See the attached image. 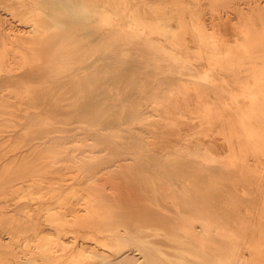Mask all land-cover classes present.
Segmentation results:
<instances>
[{
  "label": "bare ground",
  "instance_id": "6f19581e",
  "mask_svg": "<svg viewBox=\"0 0 264 264\" xmlns=\"http://www.w3.org/2000/svg\"><path fill=\"white\" fill-rule=\"evenodd\" d=\"M228 10L238 24L223 31ZM206 13L224 35L208 34ZM223 95L235 122L210 108L214 99L202 104L223 135L221 150L212 149L216 137L199 136L191 148V98ZM262 112L264 0H0V137L22 129L0 141V159L27 146L0 164V264L260 259L264 234L245 230L248 259L229 258L241 238L223 230L205 200H192L199 195L191 166L222 172L250 160L237 171L260 174L263 193ZM68 171L80 175L68 192L49 194L56 202L9 208L34 187L45 198L59 186L52 179Z\"/></svg>",
  "mask_w": 264,
  "mask_h": 264
},
{
  "label": "rangeland",
  "instance_id": "374dc122",
  "mask_svg": "<svg viewBox=\"0 0 264 264\" xmlns=\"http://www.w3.org/2000/svg\"><path fill=\"white\" fill-rule=\"evenodd\" d=\"M240 3L241 2H239L238 4H240ZM247 5H248V2L244 5V7H247ZM224 13L227 14L226 15L227 18L225 17L227 20H229V21L233 20V21L223 22V20H222L224 18L223 17L221 19L222 21H220L221 25H222L220 27H221V29L223 28V31L228 29L229 23L230 24L232 22L234 23L235 19L237 18V17H235V15H233L234 13L230 12L229 10L227 12H222L221 14H223V16H225ZM205 16L207 18L206 19L207 23L205 22L206 27H207L206 31L209 30V32L208 31L207 32L210 36L219 38V33L221 35V33L223 31L221 29L218 30V28H217V30H218L217 31L213 27V26L216 27L218 25H216V23H215L216 20L212 19L213 17L210 16V14L206 13ZM6 17L7 16H4V15L1 16V18H6ZM208 20H209V22H208ZM213 21H214V23H213ZM237 21H238V19L236 20L235 23L238 24ZM220 22H219V24H220ZM222 22L226 24V25L224 24L226 27L223 25ZM233 23L231 25L233 27H235L237 24L234 25ZM211 24L213 26H211ZM214 29H215V31L218 32V34H217V32L211 33L212 30H214ZM214 33H216V34H214ZM212 34H214V35H212ZM224 34L225 33L223 32V35ZM217 35H218V37H217ZM226 37L227 36H225V38ZM202 98L201 99L204 101H202V102L198 101L201 104L200 109L196 105L198 103L197 99L195 97L191 98V103L193 102V104H194L193 108L191 107V112L196 114L197 109L199 111H201V113L197 112L198 115L192 114V116H191V117L196 116L193 119L191 118V122H192L191 126L195 125L194 128H196V126H198L196 128L197 132L193 128L195 130V132H194V130L191 127V130L193 131V133H191V139L195 138V139H193V142L191 141L193 143V144L191 143V148H193L194 145L197 143V141L200 138L199 136H201V138H205V140L206 139L211 140V142H212V140H214L213 138L216 137L217 140H214V142H213L214 143L213 146L215 148L212 147V149L214 151L215 150L218 151V150H221V147L219 148V146L222 143H224L223 137H222L223 135H221L220 133H217V130L214 126L216 120H214V118H212V117L210 119V115L205 114V108L203 107L202 104L207 103L208 101H209V103H211L210 100L214 99L215 102H213V103H216V104L214 106H210V108H215V107L219 108L222 111L224 118H227L229 120V122H232V121L235 122L238 118V114L236 112V108H234L231 105V98L228 96H225V95L217 96V97H206L205 96ZM238 99L241 100V102H242V100L247 99V97H239ZM195 106H196V108H195ZM202 107H203V109H202ZM193 109L195 112L192 111ZM262 113L263 114L260 113V116H261V119H264V112H262ZM202 115H203V117H202ZM198 116H199V118L200 117L201 118L199 119ZM207 117H208V119H207ZM196 118H198V119H196ZM193 120H195V121H193ZM197 120L200 122H198ZM205 120H206V122H205ZM202 121L205 123L203 124ZM208 121L209 122L211 121V123H209ZM211 124H213V128L210 127V126H212ZM204 125H209V126L207 127ZM259 126L261 127V129H264V124H260ZM202 127L205 131L202 129ZM204 127L208 128V129H205ZM213 129H215V131ZM20 131H22V129L19 128V125L16 126L14 129H7L2 133V137H0V141H3L4 139H7V141H12L15 139V135ZM202 134H205V136L202 137ZM194 140L196 142H194ZM216 143H217V145H219V144L220 145L217 146ZM222 148H223V145H222ZM26 150H27V146L22 147L20 150H17L15 152L10 151V152L6 153V155H4L0 159V164L7 162L9 159H11V157L14 154L21 156L22 154H24V152ZM246 164H247V166H246ZM251 165H252L251 161L247 160V161H245V166L242 163H238V164L234 165L235 167H237V169H236L235 167H233V165H230L228 170L225 168V169H222V172H220L219 168H217L215 166L212 167V164H210V163L207 164V166H206V168H204V170L200 169V167L198 168L195 166H191V186L197 187V189H198L197 192L199 195V197L197 196V198L192 197V200L193 199L205 200L207 203V206L209 207L208 214L212 215V218L215 221H218V219H219V222L221 223V226L225 232L235 233V235L237 237H240V238H241V236L244 235V234H242L243 230H245L246 237H249L251 235H255V233H257V232H261L262 234H264V226H263L264 225V192L263 193L261 192V190L263 191V187L261 189V184H260V180L262 177H260V174H258V173L249 177L248 174H242V172L239 173V171H237L238 169H242L244 167H250ZM99 174H101V172ZM79 175H80V173L77 171H68L66 173H63L60 176L54 177L55 179H52V180L59 182V186H57V190L52 191L51 193H47V195H45V198H40L37 196L38 194L36 193L37 188L34 187V190H32V194L29 195L32 198L29 197V198L17 199V201L15 200V202L9 206V208L14 207V204L17 203L18 207L22 206V204H29V205H32V209L35 210V208H36L37 210H41L38 208L41 207L42 203H47V202H51V201L56 202L58 200L57 196L56 197H49V194L50 195H53L56 193L63 194L64 191L68 192L70 190L71 185L76 184V183H74V181L78 178ZM104 176H106V174H104ZM116 180H118V179H116ZM86 183H87V185L90 184L87 181H86ZM55 185H58V184H55ZM55 185H53V186H55ZM44 186H45V184L41 185L38 188H42ZM49 187L46 186V188L41 189L40 192L45 193L47 190H49L48 189ZM124 190H126V189L124 188ZM131 192H133V189H131ZM129 197L126 195H122L121 199H124L125 201H129L130 200ZM166 206L167 205L164 202H160V206H159L160 208H158V209L161 210V212H163V213H170L168 210H166L167 209ZM14 211H16V209H14ZM15 213H17V211ZM253 215H255L256 217H254ZM254 219H256V221ZM147 238H149V239L153 238L154 240L161 242L159 237L156 238L155 235H150ZM70 239L71 238H69L68 236L63 237L65 244L71 243ZM244 241H245L244 237L236 240V242H237V244H236L237 245L236 246L237 253H236V255L235 254L228 255L229 258H236L238 256V257H241L243 259H248L250 250L247 247V245L244 244ZM59 247L60 246H57L55 249H59ZM161 248L165 252H171L172 251V248L168 245L162 244ZM226 251L227 250H224V252H222V257L224 255V258H226ZM262 252L263 253L260 254V259L251 261L250 264H264V251H263V249H262ZM91 257H93V256H89L90 259H92ZM232 264H235V262H233Z\"/></svg>",
  "mask_w": 264,
  "mask_h": 264
}]
</instances>
